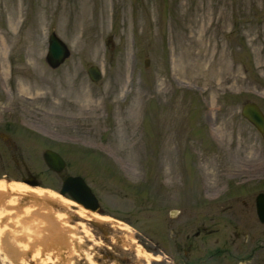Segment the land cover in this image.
Segmentation results:
<instances>
[{
  "label": "rangeland",
  "instance_id": "obj_1",
  "mask_svg": "<svg viewBox=\"0 0 264 264\" xmlns=\"http://www.w3.org/2000/svg\"><path fill=\"white\" fill-rule=\"evenodd\" d=\"M51 29L70 50L56 68ZM246 102L264 113V0H0V177H82L129 230L68 218L96 264H147L135 244L149 264H264V133Z\"/></svg>",
  "mask_w": 264,
  "mask_h": 264
},
{
  "label": "bare ground",
  "instance_id": "obj_2",
  "mask_svg": "<svg viewBox=\"0 0 264 264\" xmlns=\"http://www.w3.org/2000/svg\"><path fill=\"white\" fill-rule=\"evenodd\" d=\"M57 206L62 209H57ZM70 209H73V213L68 211ZM72 217L107 222L122 230L124 236H129L128 225L121 220L110 214L86 209L59 190L27 182L8 181L1 176L0 263L73 264L75 256L85 252L88 263L96 264L93 259L95 255L91 251L92 245L87 249L83 248V237L89 241L94 240L91 229L83 221L68 226V218ZM78 227L81 228L82 235L74 233V229ZM130 239L133 243V238ZM134 250L136 257L145 259L147 264L150 259H159L158 255L144 250L139 244H135Z\"/></svg>",
  "mask_w": 264,
  "mask_h": 264
},
{
  "label": "water",
  "instance_id": "obj_3",
  "mask_svg": "<svg viewBox=\"0 0 264 264\" xmlns=\"http://www.w3.org/2000/svg\"><path fill=\"white\" fill-rule=\"evenodd\" d=\"M47 43L45 60L51 68H56L69 56L70 50L66 43L59 38L54 29L50 30ZM87 74L94 82L101 78L100 69L95 65H91L87 68ZM241 114L251 122L259 132L264 133V113L258 104L255 102L244 103ZM43 159L48 168L56 172L62 171L66 166L64 158L58 152L50 148L44 150ZM23 181L35 186L38 184L36 180L28 181L27 178H23ZM59 192L68 195L86 209L97 212L100 211L97 197L80 176L67 175L62 181ZM255 210L259 221L264 224V192H260L256 195ZM91 222L98 225L95 221Z\"/></svg>",
  "mask_w": 264,
  "mask_h": 264
},
{
  "label": "flooded vegetation",
  "instance_id": "obj_4",
  "mask_svg": "<svg viewBox=\"0 0 264 264\" xmlns=\"http://www.w3.org/2000/svg\"><path fill=\"white\" fill-rule=\"evenodd\" d=\"M4 135H5V136H4L5 138H6V137H9V135H8V134H4ZM27 178L34 179V178H33V176H29V177H27ZM34 180H36V179H34Z\"/></svg>",
  "mask_w": 264,
  "mask_h": 264
}]
</instances>
